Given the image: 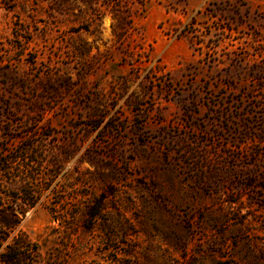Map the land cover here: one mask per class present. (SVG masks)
Returning a JSON list of instances; mask_svg holds the SVG:
<instances>
[{"label":"rangeland","instance_id":"1","mask_svg":"<svg viewBox=\"0 0 264 264\" xmlns=\"http://www.w3.org/2000/svg\"><path fill=\"white\" fill-rule=\"evenodd\" d=\"M23 186L0 264H264V0H0Z\"/></svg>","mask_w":264,"mask_h":264},{"label":"trees","instance_id":"2","mask_svg":"<svg viewBox=\"0 0 264 264\" xmlns=\"http://www.w3.org/2000/svg\"><path fill=\"white\" fill-rule=\"evenodd\" d=\"M22 189L21 197H15L14 201L9 206H0V226L7 229L8 232H11L20 222L19 215L23 216L24 213L33 208L36 203L37 195H35L33 189L28 187L25 190L24 186ZM21 246L22 244L19 247ZM15 252L16 250L9 252L10 256H7L9 260L17 257V255L14 254Z\"/></svg>","mask_w":264,"mask_h":264}]
</instances>
